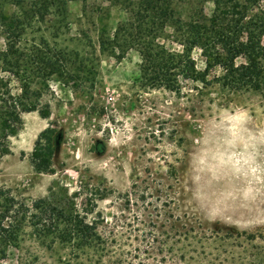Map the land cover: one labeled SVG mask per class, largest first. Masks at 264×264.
Listing matches in <instances>:
<instances>
[{
	"label": "rangeland",
	"instance_id": "374dc122",
	"mask_svg": "<svg viewBox=\"0 0 264 264\" xmlns=\"http://www.w3.org/2000/svg\"><path fill=\"white\" fill-rule=\"evenodd\" d=\"M34 1L0 0V52L15 25L24 56H50L30 69L38 109L22 113L0 160V264H264V96L221 87L197 46L207 84L178 75L174 88L154 86L139 51L150 40L182 53L176 21L209 17L211 0H175L139 46L127 34L146 28L143 0H65L41 13ZM37 137L53 149L47 171L30 160ZM205 182L235 196L213 218L193 197ZM53 206L49 226L40 211ZM75 217L95 233L87 245L58 237Z\"/></svg>",
	"mask_w": 264,
	"mask_h": 264
},
{
	"label": "trees",
	"instance_id": "16d2710c",
	"mask_svg": "<svg viewBox=\"0 0 264 264\" xmlns=\"http://www.w3.org/2000/svg\"><path fill=\"white\" fill-rule=\"evenodd\" d=\"M174 1L143 0L137 12H145L142 17L146 19V28L134 27L136 31L127 34L130 40L137 42L136 45L139 46L138 41L142 31L154 35L158 27L164 28L168 23L167 20L172 17L173 10L170 5ZM53 2L55 5L60 3L62 5L65 0H35L36 9L32 12L41 13V7ZM211 2L213 9L209 17H188L187 21L182 22L180 19L176 21V31L183 46L182 53L173 54L163 47L153 49L150 40L146 41L149 45L139 46L145 62L144 74L152 85L170 89L174 88L178 75L207 84L205 73L197 71L190 58L191 49L197 46L205 58L206 71L213 67L220 68L221 75L216 78V82L221 87L229 90H254L264 96V44L262 43L264 0H211ZM14 26L8 27L12 30L10 34L13 36L8 38L6 48L0 52V160L10 153L8 140L21 128L22 113L38 109L39 92L31 89L30 86V79L33 76L30 69L33 63L45 61V64H48L50 61V56L44 57V52L41 53L39 50H31L27 57L24 56L14 35L21 29L13 31V28H16ZM114 46L113 42L112 48ZM237 58L242 61L236 63ZM12 79L18 82V93L12 92L10 85ZM38 113L42 118L48 115L47 111H38ZM52 152L51 144H41L40 137H37L30 154L34 169L39 172L47 171ZM56 211V207H48L43 213L40 211V219L44 223L48 222L49 226L56 224V219H52ZM1 217L4 218L6 215L3 214ZM64 221L65 227L69 228L64 227L59 238H77L85 245L95 238L91 225L82 223L76 217Z\"/></svg>",
	"mask_w": 264,
	"mask_h": 264
},
{
	"label": "clouds",
	"instance_id": "9594fccd",
	"mask_svg": "<svg viewBox=\"0 0 264 264\" xmlns=\"http://www.w3.org/2000/svg\"><path fill=\"white\" fill-rule=\"evenodd\" d=\"M193 197L209 218H213L226 211L231 206L228 201L235 199L233 193L215 188L211 186V182L197 184L193 190Z\"/></svg>",
	"mask_w": 264,
	"mask_h": 264
},
{
	"label": "crops",
	"instance_id": "0c3cea01",
	"mask_svg": "<svg viewBox=\"0 0 264 264\" xmlns=\"http://www.w3.org/2000/svg\"><path fill=\"white\" fill-rule=\"evenodd\" d=\"M24 113H25V112H24ZM24 113H23V114H24Z\"/></svg>",
	"mask_w": 264,
	"mask_h": 264
}]
</instances>
